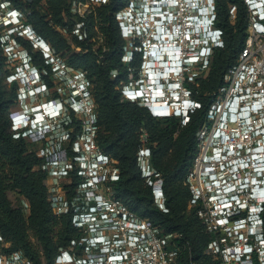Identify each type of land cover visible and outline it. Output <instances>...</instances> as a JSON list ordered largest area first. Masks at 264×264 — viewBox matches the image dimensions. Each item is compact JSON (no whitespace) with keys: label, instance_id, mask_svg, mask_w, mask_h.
<instances>
[{"label":"built area","instance_id":"built-area-1","mask_svg":"<svg viewBox=\"0 0 264 264\" xmlns=\"http://www.w3.org/2000/svg\"><path fill=\"white\" fill-rule=\"evenodd\" d=\"M108 1L89 0L86 11H73L85 17L91 3ZM245 2L249 12L247 38L204 109V121L197 131V152L185 180L190 191L189 208L213 235L209 252L220 264H257L255 253L258 264H264V0ZM10 6L0 0V25L6 28L3 38L12 58L24 48L14 35L25 13ZM235 13L236 6H231L232 20ZM142 18L146 20L144 24ZM116 19L126 41L121 59L128 73L119 82L122 99L144 106L152 102L153 116H175L186 125L192 114L203 108L190 84L197 86L201 78L208 76L214 51L211 44L224 46L223 31L216 24V0H130L117 11ZM84 28L85 22L80 21L74 31L82 38L86 36ZM207 28L220 35L210 38ZM144 33L149 36L145 40ZM165 34L170 35V41H165ZM158 37L160 48L156 46ZM135 52L142 53L137 76L131 67ZM47 59L54 60L53 76L65 81L69 92L59 100L34 104L52 123L39 126L38 132L29 127L22 129L21 125L12 129L15 138L41 145L37 154L46 158L47 177L69 178L75 171L81 179L70 197L69 190L61 193L59 186L48 189L54 212H71L72 223L81 233L60 250L55 264H182V246L176 242L181 236L164 235L159 227L117 198L109 184L119 180L120 168L97 140L91 80L84 71L69 67L52 54ZM26 72L43 78L28 56L10 75L19 81L21 110L29 106L23 100L25 96L37 95L26 92L20 83L28 78ZM121 75L120 69L112 71L113 78ZM41 84L46 91L49 85L44 80ZM62 101L71 108L62 111ZM47 103H53L52 112L40 108ZM70 111L77 117H86L82 131L75 137L67 127ZM139 135L137 161L141 175L152 186L156 204L168 211L162 175L151 162L149 133L142 127ZM0 264L35 263L24 252L12 250L0 231Z\"/></svg>","mask_w":264,"mask_h":264},{"label":"trees","instance_id":"trees-1","mask_svg":"<svg viewBox=\"0 0 264 264\" xmlns=\"http://www.w3.org/2000/svg\"><path fill=\"white\" fill-rule=\"evenodd\" d=\"M5 1L25 13L24 19L33 26L37 37L49 44L56 57L69 67L84 71L94 84L91 92L96 103L97 140L120 168L119 180L109 182L116 197L159 227L164 235L181 236L176 242L182 246V264H220L209 252L213 235L205 229L195 210L189 208L190 191L185 180L197 152V131L204 121V109L236 62L247 38L249 12L245 0H216V24L223 31L224 46L214 49L208 76L201 78L197 86L190 84L203 108L192 114L186 125L178 117L153 116L146 106L122 99L119 82L126 79L128 69L121 59L126 41L121 36L116 13L130 0L91 3L85 17L75 13L72 5L74 1L89 0ZM231 6H236L233 20ZM80 21L85 22L86 36L82 38L74 31ZM2 29L0 25V231L12 250L24 252L35 264H55L60 250L81 233L72 223L71 212L59 215L51 206L46 158L38 156L39 144L13 136L10 114L19 99V83L12 80L11 88L5 89L6 76L14 72L7 69L11 57ZM14 37L27 49L31 63L52 75L53 63L34 46V41L19 35ZM141 63L142 53L135 52L131 67L136 76ZM114 69H120L122 75L113 78ZM43 78L52 86L48 76ZM70 113L67 127H76L71 133L75 137L82 131L86 117L80 119ZM142 127L149 133L152 165L162 175L168 211L156 204L152 186L141 175L137 151ZM69 178L71 183L66 188L70 197L81 179L75 171ZM12 192L25 197L28 213L25 205H17L10 198ZM254 260L258 264L256 253Z\"/></svg>","mask_w":264,"mask_h":264},{"label":"clouds","instance_id":"clouds-1","mask_svg":"<svg viewBox=\"0 0 264 264\" xmlns=\"http://www.w3.org/2000/svg\"><path fill=\"white\" fill-rule=\"evenodd\" d=\"M146 22L145 19L142 18L141 23L144 24ZM210 24V22H208V24L206 25V27H208V25ZM17 32L19 36H23V35H30V39L29 40H33L34 41V46L35 47H40L44 57H45V53H46V57H49L50 54L53 55V58H55L54 54L51 53L50 51V46L49 44L48 48L45 49V47L43 46L42 41L44 39H40L37 37V34L35 33L33 26L29 23H27L26 19L22 18V20L18 23L17 25ZM206 33L210 36V38H216L218 37V35H220L219 33H217L216 30H214L213 28L209 29L207 28ZM146 37V33L143 34L142 39H144ZM45 41V40H44ZM46 42V41H45ZM47 43V42H46ZM216 47H219V45H216L214 43L211 44V49H215ZM27 58V57H25ZM51 63H53V66H55V62L54 60H50ZM178 71L181 70V66H182V60H178ZM28 75V78H24L22 80H20L21 84H24L23 87L25 89L26 92H33L34 94H41L45 91L46 87L45 85H42L41 82L44 80V78H40V77H36L31 73L26 72ZM54 74V70L52 69V75ZM47 83V82H46ZM48 84V83H47ZM60 106L62 111L64 110V108L66 109L67 107H70V104L68 102H60ZM149 111L151 110V106H152V102L149 103V105H145ZM71 108V107H70ZM42 114V116L39 115ZM11 116V121H12V128L17 126V125H21L22 129L23 128H30L31 130H35V131H39V126H43L44 124L47 123H52L51 120H49L47 117H45V115L42 112H39L36 109L35 105H30L26 107L25 110H20V111H15V112H11L10 114Z\"/></svg>","mask_w":264,"mask_h":264},{"label":"rangeland","instance_id":"rangeland-1","mask_svg":"<svg viewBox=\"0 0 264 264\" xmlns=\"http://www.w3.org/2000/svg\"><path fill=\"white\" fill-rule=\"evenodd\" d=\"M10 7H12V6H10ZM88 8H89V1H85V2L79 1L77 4H74L72 6L73 10L82 11V12L86 11ZM44 9H46V8H44ZM4 30H6V28H3L2 32ZM65 34L68 36L67 32ZM24 38L30 39L29 36H25ZM73 46L75 47L74 44H73ZM37 49H40V47H38ZM37 49L35 48V50H37ZM74 49L78 50L77 47ZM50 52L53 53L52 50ZM27 53H28V51L26 48H21V50H17L15 55L13 56V54H12V58L9 59L7 69L10 70L11 72L17 71V66L21 63L22 60L24 61L25 57H27V56H28L29 60L31 61L29 53L28 54ZM53 54L55 55V53H53ZM39 70H40L41 76H48L49 80L52 82V86H48V89L44 93H41L39 95L33 96V95L29 94V95L25 96V98L23 99L24 102H28L30 105H34L35 103L40 102V101H44L46 99L59 100V98H61L60 96H66L68 94V92H69L68 87L69 86L66 85V82L63 81L59 76L54 77V76H51L50 74H47V72L41 70L40 68H39ZM13 79L14 78L10 75L6 76L5 81H4L6 90H9L11 88V82ZM16 81L19 82L18 80H16ZM93 87H94V84L92 83V89H93ZM18 90H19V88H18ZM20 91H19V98H20V94H21ZM17 110L18 111L21 110V107L19 105V101L16 103L15 106L12 107L11 112H15ZM78 117L80 119L83 118L82 114H79ZM11 128H12V126H11ZM69 130L75 132L76 127L72 126V127H70ZM26 140H28V139H26ZM40 146L41 145H39V147ZM34 148H36V146H34ZM70 183H71V181L69 180V178H62V179L58 180V179H55L53 177L48 176L46 179V185H47L48 189L52 186H59L60 187L59 191L61 193H64V194L68 191V189L66 188V185L70 184ZM9 196L14 201L15 204L25 205L26 206V212L27 213L29 212L28 202L25 199V197L20 196L18 194H15L13 192L10 193ZM32 239L34 241H36L34 238H32Z\"/></svg>","mask_w":264,"mask_h":264},{"label":"bare ground","instance_id":"bare-ground-1","mask_svg":"<svg viewBox=\"0 0 264 264\" xmlns=\"http://www.w3.org/2000/svg\"><path fill=\"white\" fill-rule=\"evenodd\" d=\"M159 39V37L157 38V47H159L160 48V45H159V43H158V40ZM164 39H165V41H170V35L169 34H165L164 35ZM164 41V40H163ZM166 46L168 47V44H166ZM153 49H155V47L153 48ZM168 49V48H167ZM152 51V50H151ZM153 51H155V50H153ZM172 50H170V53H172L171 52ZM155 53H156V51H155ZM155 55H157V54H155ZM157 57V56H156ZM151 64H153V63H151ZM40 108L41 109H43V112L44 111H47V112H52L53 110H54V106H53V103H47V104H45V105H41L40 106ZM40 116H42V114H40L39 115V118H40Z\"/></svg>","mask_w":264,"mask_h":264},{"label":"flooded vegetation","instance_id":"flooded-vegetation-1","mask_svg":"<svg viewBox=\"0 0 264 264\" xmlns=\"http://www.w3.org/2000/svg\"><path fill=\"white\" fill-rule=\"evenodd\" d=\"M149 36L148 35H146V37L144 38V40L146 39V38H148Z\"/></svg>","mask_w":264,"mask_h":264}]
</instances>
